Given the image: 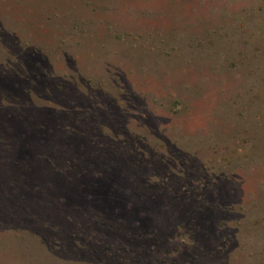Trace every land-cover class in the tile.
Returning a JSON list of instances; mask_svg holds the SVG:
<instances>
[{
  "label": "rangeland",
  "instance_id": "1",
  "mask_svg": "<svg viewBox=\"0 0 264 264\" xmlns=\"http://www.w3.org/2000/svg\"><path fill=\"white\" fill-rule=\"evenodd\" d=\"M0 264H264V0H0Z\"/></svg>",
  "mask_w": 264,
  "mask_h": 264
}]
</instances>
